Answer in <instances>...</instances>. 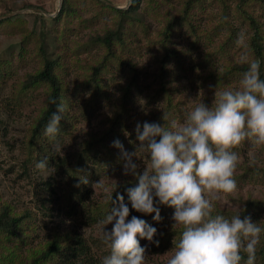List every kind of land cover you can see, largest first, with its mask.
Wrapping results in <instances>:
<instances>
[{
  "label": "rangeland",
  "instance_id": "1",
  "mask_svg": "<svg viewBox=\"0 0 264 264\" xmlns=\"http://www.w3.org/2000/svg\"><path fill=\"white\" fill-rule=\"evenodd\" d=\"M108 1L118 8L125 3V0ZM67 2L69 8L62 14L63 0H0V16L5 8L24 9L2 18L0 24V56L5 58L0 60V204L9 202L16 211L32 212L34 236L29 245L23 246V254L40 240L70 232L83 236L90 252L101 260L108 250L96 236L98 222H92L86 215L88 207L106 199L95 183L101 180L112 187L115 181L118 184L133 178L122 174L119 149L112 142L119 139L126 150L134 151L138 143L134 133L136 122L163 123V114L169 116L165 125L173 119L182 121L186 111L201 99L211 106L215 91L238 87L246 71L240 68L248 65L241 62V57L256 59L251 44L255 26L235 0L191 1L190 27L186 21H176L167 35L168 18H180L184 0H141L133 16L137 19L121 16L95 0ZM24 4L28 7L22 8ZM32 8L51 15L41 12L46 16L41 19L33 13L38 10ZM247 11L255 16L264 48L261 0L251 1ZM59 13L60 17L53 19ZM107 28L117 29L125 42V46L113 42L117 60L109 57L102 61L104 46L90 42ZM42 30L46 33L47 47H52V54L59 55L58 72L65 88L67 117L60 125L65 130L56 140L45 139L47 151H42L39 145L32 151L33 159L28 161V131L46 103L47 88L38 86L22 92L19 98L14 97V92L16 85L41 65L38 46ZM131 79L134 84L124 93ZM122 106L125 109L118 128L121 135L114 138L111 134L105 141L116 152L112 162L105 166L102 161L87 159L88 174L86 168L75 169L82 142L102 135ZM56 143L62 147L61 152L54 150ZM232 151L240 158L234 174L237 190L229 195L220 194L214 208L238 212L248 200L264 201V145L246 140ZM47 154L56 158L49 161L46 169H37V162ZM137 155L141 161L136 162L142 169L146 158L139 151ZM253 158L255 163H250ZM81 175L89 180L84 195L72 192ZM162 211L166 216L155 224L156 236L172 228L180 229L172 226L173 209L165 207ZM252 214L264 222V207ZM132 215L139 217L140 213L130 210L129 219ZM106 227L110 229L111 225ZM171 237L174 240L177 235L172 233ZM144 244L145 264H166L173 245L162 243L164 249H159L147 240ZM1 253H5L2 241Z\"/></svg>",
  "mask_w": 264,
  "mask_h": 264
},
{
  "label": "clouds",
  "instance_id": "2",
  "mask_svg": "<svg viewBox=\"0 0 264 264\" xmlns=\"http://www.w3.org/2000/svg\"><path fill=\"white\" fill-rule=\"evenodd\" d=\"M133 3L134 0H125L122 10ZM241 62L247 63L248 69L238 87L215 91L211 106L201 99L186 111L182 121L173 119L167 125L164 121L169 120L168 114L162 115L163 123L136 122L138 143L134 151L126 150L119 139L112 142L119 149L122 174L130 175L134 182L124 188L127 203L125 195L117 191L116 181L112 187L101 180L95 183L110 205L96 229V236L108 250L101 264H145L147 246H141L140 241L158 245L159 240L154 239L157 228L136 215L129 219L130 210L153 214L152 219L159 222L160 205L173 209L172 226L180 228L166 264H255L264 228L250 215L241 218L243 208L230 218L213 214L214 201L221 198L220 194L237 190L234 174L240 158L232 149L246 140L264 145L260 61L242 56ZM49 103L56 105V111L51 113L44 135L56 140L66 108L55 98ZM61 149L58 143L54 145L55 151ZM137 151L146 158L142 169L136 162L140 160ZM250 163H255L254 158ZM48 166L47 156L36 164L40 170ZM79 183L88 184L87 176L81 175Z\"/></svg>",
  "mask_w": 264,
  "mask_h": 264
},
{
  "label": "trees",
  "instance_id": "3",
  "mask_svg": "<svg viewBox=\"0 0 264 264\" xmlns=\"http://www.w3.org/2000/svg\"><path fill=\"white\" fill-rule=\"evenodd\" d=\"M98 2L101 6L110 8L111 10L115 11L121 16L129 17L130 19H137L133 18L134 13L137 11L139 3L141 0H134V3L127 8V10H122V8L114 7L102 0H95ZM193 0H184L183 7L181 8L182 11H180L182 14L180 18L171 16L168 18V27L165 30V35H167L170 32L171 26L174 25L176 21H186L188 26L190 27V2ZM195 1V0H194ZM237 3L241 6V9L243 12H245V15L250 21L252 22L253 26H255V31L251 37V44L253 45V48L255 50V58L260 61V77L261 79H264V48L263 45H261V36L258 34V27L257 23L255 21V16L252 15V13H249L247 11V6L250 5V2L253 0H235ZM225 6L230 7L225 4ZM261 6H264V0H261ZM23 7H28V4H24ZM32 7V6H30ZM69 8L67 0H63V5L61 8L60 13L63 14V11H67ZM17 9V8H16ZM15 8H5L3 15L10 13L11 11H14ZM34 14L41 17V19H45L46 16L43 15L41 12H33ZM60 13L54 17L53 19H57L60 16ZM3 19H0V24L3 22ZM46 33L44 30L41 32L40 36V44L38 46L39 48V54L41 58V65L38 69H36L34 72L28 73L26 78L19 82L16 88V91L14 92V97L19 98L20 94L22 92H27L31 89H34L38 86H45L47 88V100L45 105L41 108L39 114L34 118L29 131H28V141H27V159L28 161H31L34 157L32 154L33 150H37L39 145H42V151H47L46 148V142L45 139H50L48 137H45L44 139L42 136L44 135V128L47 124L48 120L50 119L51 113L56 111V105L50 104L49 100L51 98H55L57 103L64 104V87H63V81L62 78L58 72L60 69V63H59V55L58 54H52L53 50L50 48V46L47 47L46 45V39H45ZM90 42L92 43H100L104 46L106 53L105 56L101 59L104 61L105 59H108L109 57L115 58V60L118 59L117 54L113 50V42L120 43L122 46H125V42L122 40V37H119V33L117 29H109L107 28L105 32L102 35H96L93 37ZM5 58L0 56V60H4ZM126 63L127 62H123ZM98 67V66H97ZM242 71H247L248 65H244L240 68ZM0 74L1 70H0ZM134 84V80L131 79L129 81V84L127 88L125 89L124 93H127L129 91V86ZM18 94V95H17ZM127 105V103H126ZM125 107L118 108V112L115 116V118L110 121L109 128L102 133L97 139H91L90 141L82 142V148L79 151V154L77 156V169H81L82 171L86 170V174H88V162L87 159L91 160H98L102 161V163L106 166V163L112 162V157L116 156L114 155L116 152H112L110 150V147L105 144V141L108 136L111 134L114 138L120 137V132L118 130L119 125H122V113L124 112ZM64 117H67V111L64 113ZM64 119V118H63ZM63 119L60 122V125L63 123ZM117 125V126H116ZM116 126V127H115ZM60 133H62L65 128L61 127ZM59 133V134H60ZM58 137V136H57ZM49 157V161L51 159L56 158L55 156H52V154L45 155ZM44 156V157H45ZM43 157V158H44ZM64 163H60L61 165ZM75 172V171H74ZM75 175V174H74ZM80 177V176H79ZM79 177H77V184L79 183ZM130 182H134V179H126L122 182L118 183L117 191H119L121 194L125 195V202L127 203V195L124 193V188L127 186H131ZM79 186H81V183H79ZM77 187L76 185L72 188V192L75 194L80 193L81 195H84V190L88 187L86 184L82 183L81 188ZM79 197H77L78 199ZM113 198H115V192L113 193ZM168 207L165 205H160V215L162 219L166 216V213L163 210V208ZM264 207V201L260 200H248L245 203V206L243 207L244 211L241 212V218L245 215H250L251 219L254 222H257L259 226L264 228V222H260L258 219L255 218V215L252 214V211H258L259 209H262ZM110 210V205L105 202V200L97 202L96 204L90 206L87 208V219L89 218L92 222H99ZM242 211V210H240ZM31 210H22V211H16L13 209V206L9 202H3L0 204V241H2V246L5 249V253L0 254V262L2 264H101L102 259L95 258V256L90 252L89 247L86 245V239L76 233H58L54 234L51 237L43 240H40L39 242L35 243L34 246L28 247L25 254H23L22 248L24 245H29L32 241V237L34 236L33 233V217L31 215ZM164 213V214H163ZM237 211H231V210H222L218 207L214 208L213 214H221L225 217L232 216V214H236ZM153 214L144 215L140 213V218L145 219L150 225L155 227L156 223H159L157 221H154L152 219ZM164 215V217H163ZM27 228H31V231H27ZM172 233H175L177 237L172 240ZM180 234V229H170V232L165 231L162 232L160 236H156L155 240H159V244L156 245L155 248L164 249L160 245L162 243H165L166 245H173L176 240H178ZM144 239H141L140 243L141 246H145ZM108 254L104 253V256ZM246 259V255H245ZM257 263H264V232L260 235V243L257 245L256 249V260L255 264ZM243 264V262H242Z\"/></svg>",
  "mask_w": 264,
  "mask_h": 264
},
{
  "label": "water",
  "instance_id": "4",
  "mask_svg": "<svg viewBox=\"0 0 264 264\" xmlns=\"http://www.w3.org/2000/svg\"><path fill=\"white\" fill-rule=\"evenodd\" d=\"M102 1H104V2H106V3H108V4H110V5H112V6H114V7H117L116 5L112 4V3L109 2L108 0H102ZM28 9H31V8H28ZM32 9L38 10V11H40V12L46 14V15H51V14L45 13L43 10H41V9H39V8H32ZM22 10H24V9L16 10V11H13V12L7 13V14H5V15H1V16H0V19L5 18V17H10V16H12V15L18 13V12H21Z\"/></svg>",
  "mask_w": 264,
  "mask_h": 264
}]
</instances>
